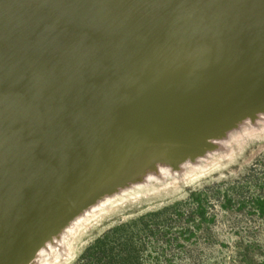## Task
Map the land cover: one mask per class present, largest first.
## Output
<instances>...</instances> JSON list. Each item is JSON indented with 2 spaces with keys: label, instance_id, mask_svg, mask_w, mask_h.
Here are the masks:
<instances>
[{
  "label": "water",
  "instance_id": "obj_1",
  "mask_svg": "<svg viewBox=\"0 0 264 264\" xmlns=\"http://www.w3.org/2000/svg\"><path fill=\"white\" fill-rule=\"evenodd\" d=\"M257 112L264 0H0V235L61 225L50 208L90 159L117 191Z\"/></svg>",
  "mask_w": 264,
  "mask_h": 264
},
{
  "label": "rangeland",
  "instance_id": "obj_2",
  "mask_svg": "<svg viewBox=\"0 0 264 264\" xmlns=\"http://www.w3.org/2000/svg\"><path fill=\"white\" fill-rule=\"evenodd\" d=\"M263 130L247 134L231 158L205 161L200 174L177 188L157 177L107 201L73 231L59 256L83 264L79 256L93 239L134 220L130 264H264V209L254 206V199L264 201Z\"/></svg>",
  "mask_w": 264,
  "mask_h": 264
},
{
  "label": "bare ground",
  "instance_id": "obj_3",
  "mask_svg": "<svg viewBox=\"0 0 264 264\" xmlns=\"http://www.w3.org/2000/svg\"><path fill=\"white\" fill-rule=\"evenodd\" d=\"M160 72V69H156L154 77L158 78L160 76ZM262 129H264V112H257V114L252 118L247 115H241L236 120L231 122L228 127L223 129L221 135L205 140L202 146L195 151L197 156L195 155L193 160L182 161L177 166L172 168L166 165L159 166L153 174L142 178L136 183L120 188L117 191L111 190L106 192H97L95 182L96 167L93 165L95 159H93V162H91L92 159L88 160L84 167L80 169V173L72 171V176L70 177L71 180L64 181L62 194L56 200L55 206L50 208V214L53 217L66 216L62 217L63 220H59L63 223L59 226H55L57 228H53L50 231L48 228L49 223L46 222L47 214L40 216L37 215V217H35V231H32L31 235L33 232H35V234L33 238H31V244H34L35 240L38 238L36 241L37 246L31 251L26 262L22 264H65L70 256L63 255L60 257L59 253L64 249L65 244L70 241L73 231L78 228L80 224H83L88 217L93 215V212L97 211V209H99L107 201L131 188L138 187L153 179H157V177L168 178L170 184L175 185V188H177L183 182L190 181L192 178L200 174V170L202 168L201 166L205 161L213 159L214 156L219 155L226 157L229 155L228 157L231 158L235 153V151H233L235 146L241 148L243 143L246 142L248 139L247 134L253 132L257 133L256 131H260ZM263 132L264 130L262 133ZM255 135L259 136L260 133L254 134L253 136ZM212 144H214V146ZM188 178L190 179L187 180ZM177 183L181 184L178 185ZM112 207H110V209ZM99 217H101V214ZM13 225L14 224L8 225V232L0 235V256L4 253L12 251L11 247H13L14 242L19 241L22 242V244L28 242L27 239L23 241L21 236L23 227H12ZM31 244H24L20 249H25L27 251L29 250L28 248ZM67 245L70 246V244ZM20 249L15 250L17 255L21 251ZM11 257L15 258L16 256L11 255L9 258ZM0 264L11 263L6 260L4 262L1 261Z\"/></svg>",
  "mask_w": 264,
  "mask_h": 264
},
{
  "label": "trees",
  "instance_id": "obj_4",
  "mask_svg": "<svg viewBox=\"0 0 264 264\" xmlns=\"http://www.w3.org/2000/svg\"><path fill=\"white\" fill-rule=\"evenodd\" d=\"M254 206L262 211L264 201L254 199ZM139 224L140 229L147 228L146 223L139 221ZM134 231V220L108 228L83 249L79 261L83 264H130L135 252L132 241Z\"/></svg>",
  "mask_w": 264,
  "mask_h": 264
}]
</instances>
